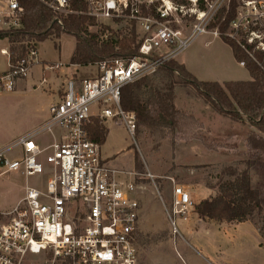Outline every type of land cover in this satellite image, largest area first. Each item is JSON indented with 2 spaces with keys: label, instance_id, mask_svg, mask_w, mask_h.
<instances>
[{
  "label": "built area",
  "instance_id": "2783aa9c",
  "mask_svg": "<svg viewBox=\"0 0 264 264\" xmlns=\"http://www.w3.org/2000/svg\"><path fill=\"white\" fill-rule=\"evenodd\" d=\"M36 1L58 21L90 17L94 24L87 30H103L105 39L133 32L138 47L130 57L89 64L93 76H70L42 124L0 145V174L39 181L25 185L13 207L0 210V264H139V186L102 156L89 129L96 121L114 120L133 137L136 117L121 106L122 88L177 60L203 34L232 41L264 73V0H236L224 32L210 25L220 10L228 12L231 0ZM22 11L18 0H0V31L21 29ZM24 43V55L0 72V94L12 92L39 62L35 41ZM0 52L10 58L7 50ZM237 63L245 68L244 60ZM44 132L57 138L42 144L37 135ZM170 181V201L163 207L172 235L181 236L177 219L186 220L195 203L183 185Z\"/></svg>",
  "mask_w": 264,
  "mask_h": 264
},
{
  "label": "rangeland",
  "instance_id": "374dc122",
  "mask_svg": "<svg viewBox=\"0 0 264 264\" xmlns=\"http://www.w3.org/2000/svg\"><path fill=\"white\" fill-rule=\"evenodd\" d=\"M4 39L8 41V38ZM19 39L27 41L26 37ZM209 40L211 42L206 43ZM15 43L8 42L9 53L10 47L17 44ZM6 44L5 40L0 39V48ZM35 44H38L41 60L34 64L32 71L35 85L42 76V64H57V67L49 70L53 78L57 74L66 77L65 80L72 75L79 79L94 75L95 70L90 65L69 67L75 45L72 35L61 34L58 38L51 35ZM228 46L220 38L203 34L178 56V61L183 62L187 56L197 77H227V74L222 73V69H227L236 72L235 78L248 79V70L238 66ZM15 47L20 50L17 45ZM3 63L4 57L0 55V69L3 68ZM164 75V72L158 70L150 76V80L159 88L173 82L175 107L194 115L201 123L199 128L184 120L178 124V127L185 129L182 132L179 129L172 132L167 128L141 126L132 137L123 125L114 120L101 123L108 129L106 139L100 146L102 156L109 160L111 166L124 172L122 178H135V183L139 186L135 192L141 204L137 230L139 264H209L206 260L211 264H264V208L254 209L245 224H223L216 232H211L207 224H202L196 237H185L186 242L181 236L172 235L163 207V203L168 205L170 201V178L187 189L195 204L204 195L201 193L203 188L211 191L209 198L231 188L236 177L245 168L244 161L253 156L246 146L252 127L248 122H236L212 112L192 87L178 83L175 77L168 78ZM58 83L54 78L35 89L28 83L24 93L18 82L14 92L0 94V143L11 139L46 112L48 94L56 90ZM56 132L54 129L53 133ZM51 138V134L47 132L37 135V140L42 144L50 143ZM203 142L215 147L214 150L219 147L217 152L220 154L207 149ZM229 171L236 174L229 175ZM249 174L252 184L261 187L264 197V168L251 169ZM38 182L37 178L30 177L26 180L14 172L0 175V209H10L13 206L24 190L22 187L25 183L34 186ZM177 224L179 227V222ZM179 230L183 236L180 227Z\"/></svg>",
  "mask_w": 264,
  "mask_h": 264
},
{
  "label": "trees",
  "instance_id": "16d2710c",
  "mask_svg": "<svg viewBox=\"0 0 264 264\" xmlns=\"http://www.w3.org/2000/svg\"><path fill=\"white\" fill-rule=\"evenodd\" d=\"M23 8L21 13L22 28L19 30L0 31V39L8 38L10 47V63L17 57L24 55L25 43L29 41L41 42L53 35L58 38L61 34H69L75 38L74 51L69 63L87 66L109 57H130L137 52L138 39L132 32L119 31L103 38L104 31L89 32L88 25L94 20L84 15H69L57 20L54 13L38 3L36 0H18ZM236 0L230 1L229 10H220L210 28H218L224 32L228 22L233 18ZM224 18V19H223ZM27 38V41L19 38ZM231 49L236 61L244 60L248 70L249 80L207 81L196 78L183 63L177 60L167 62L160 71L164 76L175 77L177 82L190 86L209 108L222 116L236 122H248L252 127L246 139V146L252 151L251 159L244 161L245 168L236 177V182L214 197L201 199L194 205V212L201 219L217 222H244L250 219L254 209L264 208V197L261 187L251 182L249 171L263 169L264 162V73L241 49L225 37L221 38ZM173 82L159 88L150 76L143 77L133 83L125 85L121 90V106L132 111L136 117V130L141 126L152 128H167L174 132L179 129L180 122L199 128L200 121L192 114H186L177 109L173 103ZM90 138L100 145L104 143L108 129L99 122H95L89 129ZM185 133V132H183ZM259 135H258V134ZM207 149H215L204 143ZM137 164L135 163V166ZM227 174L235 175L229 171Z\"/></svg>",
  "mask_w": 264,
  "mask_h": 264
},
{
  "label": "crops",
  "instance_id": "0c3cea01",
  "mask_svg": "<svg viewBox=\"0 0 264 264\" xmlns=\"http://www.w3.org/2000/svg\"><path fill=\"white\" fill-rule=\"evenodd\" d=\"M201 36V35H200ZM199 37V36H198ZM197 37V38H198ZM196 38V39H197ZM214 38V37H213ZM216 38V37H215ZM75 39V38H74ZM195 39V40H196ZM3 40H5L6 42H7V44H6V46L5 47H1L0 48V50L1 49H5V50H7V47H8V42L9 41H7V39H4L3 38ZM194 40V41H195ZM193 41V42H194ZM192 42V43H193ZM209 42H211L210 40L209 41H206V43H209ZM191 43V44H192ZM190 44V45H191ZM37 45L38 44H36V49H37ZM189 45V46H190ZM188 46V47H189ZM74 47H75V45H74ZM187 47V48H188ZM228 49H229V51H230V54H231V56H232V58H234V56H233V53H232V49H231V47L230 46H228ZM8 51V50H7ZM73 51H74V49H73ZM37 53H38V60H39V62L38 63H40L41 62V60H40V58H39V52H38V49H37ZM73 53V52H72ZM0 55L2 56V58L4 57V63H3V68L2 69H0V72H4V71H6V70H8L9 69V66H10V62H9V57L7 56V55H5V54H2L1 52H0ZM72 55V54H71ZM71 57V56H70ZM235 60V59H234ZM177 61H178V59H177ZM191 60H188V58H187V56L186 57H184V60H183V62H181V61H178V62H180V63H183L184 65H185V67L196 77V78H198V79H200L201 77L200 76H196L195 74H196V71H194L193 70V68H192V66H191V64H189V62H190ZM35 65H33L32 67H31V69H30V74L28 75V77H25L24 79H19L20 81H18L17 80V82H16V86H15V89H16V87H17V84H18V82L20 83L19 84V87L21 88V89H23L24 90V93H26V91H25V89L28 87V83H29V85L30 86H34V89L35 88H37L39 85H41V84H44V83H47L48 82V80H52L53 81V79L55 78L56 79V81H59V83H58V86L56 87V90L55 91H53V92H51L50 90H49V93L51 92V94H48V96H49V100H48V102H47V107L49 108V105L53 102V101H56L57 99H58V96L60 95V93H61V90H62V88H63V86L65 85V81H67L69 78H70V76H68V78H67V80H65L66 79V77L65 78H63V76L61 75H59V74H57V75H55V77L53 78L52 76H53V74L49 71V70H51V67L53 68V67H55V66H57V64H54V65H52V66H47V65H44V64H42V76L40 77V80H38V84H34V81H33V78H34V74H33V67H34ZM73 66H78V65H76V64H69V67H73ZM239 66V65H238ZM244 68V67H243ZM246 69V68H245ZM45 70V71H44ZM222 73H225V74H227L228 76L227 77H221V78H208V79H206V78H201L200 80H207V81H217V82H223V81H230V80H249L250 79V75H249V78L248 79H243L242 77L241 78H235L234 77V75L236 74V72L234 71V70H227V69H222ZM249 73V72H248ZM200 77V78H199ZM234 77V78H233ZM53 78V79H52ZM14 89V90H15ZM49 89H50V87H49ZM12 92H14V91H12ZM3 94V93H2ZM48 108H47V110H46V112L41 116V117H38V118H35L34 119V121L32 122V123H30V124H28L26 127H24L23 129H21L19 132H17L16 134H15V136H13L11 139H5V140H3L1 143H0V145H3V144H5V143H7V142H9L10 140H12L13 138H15V137H17L18 135H21V134H23V133H26V132H28V131H31V130H33V129H35L36 127H38L40 124H42L47 118H48V115H49V112H48ZM213 112V111H212ZM215 113V112H214ZM58 134V133H57ZM56 139L57 138V135H54V136H52V138H51V140L53 141V139ZM52 141H50V142H52ZM102 145V144H101ZM100 145V146H101ZM217 148H219V147H217ZM217 148H216V150H213V152H216V153H218L217 152ZM218 154H220V153H218ZM4 174V173H3ZM15 174H17L18 176H20V177H23L22 175H20V174H18V173H15ZM0 175H2V174H0ZM23 178H25V177H23ZM26 180H27V178H25ZM25 185H26V183H25ZM25 185L22 187V188H24L25 187ZM201 193H204V195L201 197V199H204V197L205 196H207V198H209V196L211 195V191L209 190V189H207V188H203L202 189V191H201ZM206 193V194H205ZM23 194H24V190L22 191V193H21V195L17 198V200L15 201V203L13 204V206L19 201V199L23 196ZM200 199V200H201ZM12 206V207H13ZM1 210V209H0ZM141 212V211H140ZM179 222V227L181 228V231H182V233H183V236L181 235V237L183 238V240L186 242V239H185V237H196V234H197V232H198V229H199V226L200 225H202V224H207L208 226H209V229H210V231L211 232H216V230H218V228H219V226L220 225H223V224H227V225H235V224H245L246 222H248V221H244V222H233V223H227V222H217V221H213V220H208V219H201L199 216H198V214L197 213H195L194 212V210H193V212L189 215V217L186 219V220H182V219H179V220H177V223ZM181 233V232H180ZM206 262L207 263H209V264H211L210 263V261H208V260H206ZM218 264H220L219 262H218ZM221 264H223V263H221ZM244 264V263H243ZM245 264H248V263H245Z\"/></svg>",
  "mask_w": 264,
  "mask_h": 264
}]
</instances>
